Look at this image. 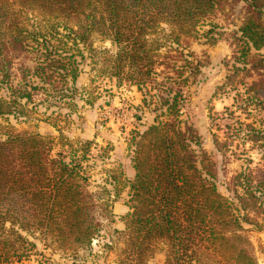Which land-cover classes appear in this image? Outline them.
<instances>
[{
    "label": "rangeland",
    "instance_id": "374dc122",
    "mask_svg": "<svg viewBox=\"0 0 264 264\" xmlns=\"http://www.w3.org/2000/svg\"><path fill=\"white\" fill-rule=\"evenodd\" d=\"M59 1L0 0V43H6L0 46L1 97H7V88L18 87L24 79L31 85L37 83L35 70L46 48L57 49L76 68L75 83L65 87L63 102H39L37 91L30 90L34 102L27 105L25 116L0 115V139L17 133L39 134L53 140L52 155L61 152L66 158L71 143L75 148L79 142L92 141L81 164L86 168V191L103 203L94 211L100 225L89 243L74 247L52 234L45 235L40 228H22L18 221L6 219L0 228V261L122 264L123 216L129 211V185L134 178L132 139L154 123L158 111L142 104L141 93L128 80L108 72L105 60L114 55L117 46L110 27L99 21L107 20L102 2L84 0L83 11L72 14L60 9ZM213 4L212 11L182 29L158 19L146 38L161 55H177L176 50L185 56L191 53L198 61V72L182 90L180 119L196 132L198 143L193 148L205 155L217 191L238 221L242 239L234 246L245 248L255 264H264V208H242L238 198L250 187L264 203L257 190V170L264 172V46L245 49L239 31L246 14L241 1ZM125 13L132 15L129 10ZM78 35L86 38L77 40ZM12 36L19 42L10 44ZM260 81L262 90L245 93L248 86ZM227 107H235L231 118L223 115ZM249 129L251 138L247 137ZM246 175H250L249 184ZM168 251L166 243L156 242L142 264H165ZM207 264L238 263L211 255Z\"/></svg>",
    "mask_w": 264,
    "mask_h": 264
},
{
    "label": "trees",
    "instance_id": "16d2710c",
    "mask_svg": "<svg viewBox=\"0 0 264 264\" xmlns=\"http://www.w3.org/2000/svg\"><path fill=\"white\" fill-rule=\"evenodd\" d=\"M100 1L107 20L99 21L110 27L117 46L114 55L105 60L108 72L128 80L141 93L142 104L158 111L154 123L132 139L134 178L129 185V211L123 216L122 264H142L156 242L169 247L165 264H207L211 255L255 264L245 248L234 246L242 239L238 221L218 193L205 155L193 148L198 143L196 132L180 119L183 87L198 72L199 63L191 53L185 56L174 50L177 55H161L146 38L158 19L182 29L212 11L218 0ZM239 1L246 10L239 27L245 49H260L264 46V0ZM83 5H87L84 0L58 3L61 10L72 14L83 11ZM128 10L132 15H126ZM12 37L10 44L19 42ZM42 56L35 70L37 83L31 85L24 79L18 87H8L7 97L0 96V115L25 116L27 105L34 102L32 90L37 91L39 102L56 104L67 97L65 87L74 85L76 68L57 49L46 48ZM261 83L248 86L245 93L257 94V88H263ZM242 106L238 108L244 109ZM234 110L225 108L224 117H233ZM252 136L249 129L247 137ZM91 142H79L75 148L69 143L72 151L66 158L61 152L52 155L53 140L39 134L17 133L0 139V228L11 219L22 228H40L70 246L89 243L100 225L94 211L103 205L85 186L86 168L81 162ZM257 173V190L264 196V172ZM245 180L249 184L250 175ZM238 198L242 208H264L250 187Z\"/></svg>",
    "mask_w": 264,
    "mask_h": 264
}]
</instances>
